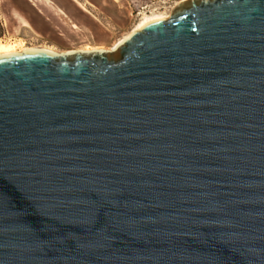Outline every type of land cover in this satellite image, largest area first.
<instances>
[{
    "label": "water",
    "instance_id": "95a60500",
    "mask_svg": "<svg viewBox=\"0 0 264 264\" xmlns=\"http://www.w3.org/2000/svg\"><path fill=\"white\" fill-rule=\"evenodd\" d=\"M117 52L0 56V264H264V0Z\"/></svg>",
    "mask_w": 264,
    "mask_h": 264
},
{
    "label": "rangeland",
    "instance_id": "374dc122",
    "mask_svg": "<svg viewBox=\"0 0 264 264\" xmlns=\"http://www.w3.org/2000/svg\"><path fill=\"white\" fill-rule=\"evenodd\" d=\"M188 1L0 0V42L16 44L17 49L109 51L144 15L168 16ZM110 52L118 56L117 50Z\"/></svg>",
    "mask_w": 264,
    "mask_h": 264
},
{
    "label": "bare ground",
    "instance_id": "6f19581e",
    "mask_svg": "<svg viewBox=\"0 0 264 264\" xmlns=\"http://www.w3.org/2000/svg\"><path fill=\"white\" fill-rule=\"evenodd\" d=\"M182 1H186V0H182ZM57 12H58V10H57ZM167 17L168 16L164 15V14L144 15L143 17H141V19H139V21L137 22L135 27L132 29V31L140 30L148 22H151V21H154V20H157V19H164V18H167ZM129 34L130 33L126 34L124 37H122L117 42H115V44L109 49V51L117 50L118 46L123 42V40H125L128 37ZM16 47H17L16 44L9 43V42L7 43V42H2L1 41L0 42V56H2V55H11V54L19 53V52H24V51H34V50H50V51L56 52L50 47H31V48H25V49H22V48L21 49H17ZM91 50H94V49H91ZM101 50H103V49H101ZM86 51H88V50L86 49Z\"/></svg>",
    "mask_w": 264,
    "mask_h": 264
},
{
    "label": "trees",
    "instance_id": "16d2710c",
    "mask_svg": "<svg viewBox=\"0 0 264 264\" xmlns=\"http://www.w3.org/2000/svg\"><path fill=\"white\" fill-rule=\"evenodd\" d=\"M0 35H1V32H0Z\"/></svg>",
    "mask_w": 264,
    "mask_h": 264
}]
</instances>
